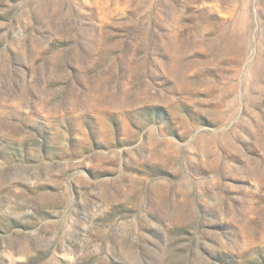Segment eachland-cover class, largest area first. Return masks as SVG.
<instances>
[{
    "label": "rangeland",
    "instance_id": "374dc122",
    "mask_svg": "<svg viewBox=\"0 0 264 264\" xmlns=\"http://www.w3.org/2000/svg\"><path fill=\"white\" fill-rule=\"evenodd\" d=\"M0 264H264V0H0Z\"/></svg>",
    "mask_w": 264,
    "mask_h": 264
}]
</instances>
